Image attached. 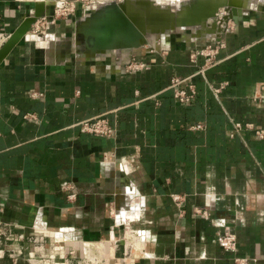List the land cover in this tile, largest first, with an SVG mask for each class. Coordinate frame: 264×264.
I'll use <instances>...</instances> for the list:
<instances>
[{
    "label": "crops",
    "instance_id": "obj_1",
    "mask_svg": "<svg viewBox=\"0 0 264 264\" xmlns=\"http://www.w3.org/2000/svg\"><path fill=\"white\" fill-rule=\"evenodd\" d=\"M33 2L0 0V45ZM48 12L0 63V264H264V10L203 73L193 44L82 60L71 18ZM96 116L108 135L81 129Z\"/></svg>",
    "mask_w": 264,
    "mask_h": 264
},
{
    "label": "water",
    "instance_id": "obj_2",
    "mask_svg": "<svg viewBox=\"0 0 264 264\" xmlns=\"http://www.w3.org/2000/svg\"><path fill=\"white\" fill-rule=\"evenodd\" d=\"M64 1L34 0L0 45V63L38 19L49 15L50 6L54 10ZM261 10L264 0H190L180 9L160 7L151 0H98L77 18L69 16L66 41L82 60L113 52L131 58L139 50L223 42L231 25L241 24L245 16Z\"/></svg>",
    "mask_w": 264,
    "mask_h": 264
},
{
    "label": "built area",
    "instance_id": "obj_3",
    "mask_svg": "<svg viewBox=\"0 0 264 264\" xmlns=\"http://www.w3.org/2000/svg\"><path fill=\"white\" fill-rule=\"evenodd\" d=\"M98 0H65L59 7H56L53 12V19L56 17H68L72 15L78 6L83 9H86L92 6ZM117 1V0H116ZM223 45V42H214L210 44H206L204 46H199L197 48H193L190 53L191 62H197L199 58H202L204 61V66L201 67L200 72L203 73L206 67L212 66L217 62L216 56L218 54L219 48ZM130 63L129 68H144L145 65L138 61H135L134 66ZM185 79H180L178 77H172L170 80V87L174 90V97L179 102H188L195 96V87L193 83H186V87H181V83ZM218 91L219 88L214 89ZM229 123L231 125V135L235 132L240 131L244 126L247 128H251V124L243 125L240 121L229 117ZM192 129H202L203 123L196 122L190 125ZM81 129L83 131H87L96 135H108L110 133V126L107 120L102 116H96L91 119H86L81 122ZM255 134L259 138H264V129H255ZM74 194H70L69 197H73ZM173 199H179V195H172ZM236 237L235 234L229 229L228 226H224L222 228L221 233L217 236V243L220 247L228 251H235ZM233 264H247L245 258L242 257H234Z\"/></svg>",
    "mask_w": 264,
    "mask_h": 264
},
{
    "label": "rangeland",
    "instance_id": "obj_4",
    "mask_svg": "<svg viewBox=\"0 0 264 264\" xmlns=\"http://www.w3.org/2000/svg\"><path fill=\"white\" fill-rule=\"evenodd\" d=\"M153 3H155L156 5L160 6V7H165V8H174V7H178L179 9L182 8L185 4L189 3L190 0H151ZM79 8H81L80 6H78ZM200 45H194V48L199 47ZM50 244V243H49ZM50 247V246H49ZM106 248V247H105ZM104 254V256L107 258L109 257L108 254H106L103 249H102V253ZM100 254V255H101ZM102 257V256H101ZM105 259V258H104ZM92 260V259H91ZM88 264H104V260H97L95 259L93 262L90 260H87ZM105 264H111L110 259L107 261L105 259Z\"/></svg>",
    "mask_w": 264,
    "mask_h": 264
},
{
    "label": "bare ground",
    "instance_id": "obj_5",
    "mask_svg": "<svg viewBox=\"0 0 264 264\" xmlns=\"http://www.w3.org/2000/svg\"><path fill=\"white\" fill-rule=\"evenodd\" d=\"M251 0H248V2H250ZM174 8H176V7H174ZM178 8V7H177ZM93 261L95 260L94 258H91Z\"/></svg>",
    "mask_w": 264,
    "mask_h": 264
}]
</instances>
